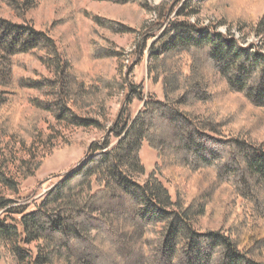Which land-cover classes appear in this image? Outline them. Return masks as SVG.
I'll return each mask as SVG.
<instances>
[{
	"label": "trees",
	"instance_id": "1",
	"mask_svg": "<svg viewBox=\"0 0 264 264\" xmlns=\"http://www.w3.org/2000/svg\"><path fill=\"white\" fill-rule=\"evenodd\" d=\"M211 1L185 2L177 19L151 45L149 80L162 86L163 99L145 94L142 85H131L128 107L108 130L107 141L91 147L90 159L63 177L41 202L23 205L0 197V260L11 264H264V141L245 129L231 128L236 116L225 117L217 105L222 96L234 94L264 111V54L187 20L197 16L200 3ZM96 23L117 33L122 30L109 20L96 19ZM158 25L164 28L163 22ZM93 44L94 58L118 55ZM27 54H36L48 64L55 79L20 86L51 89L53 101L44 104L45 110L58 121L85 128L95 124L81 119L77 111L97 91L94 86L84 88L58 42L32 25L0 16V132L14 124V59ZM133 99L143 104L135 114L130 110ZM111 136L117 143L110 147ZM144 144L156 151L160 163L142 182ZM3 166L0 163V188L19 193L17 182ZM179 173L188 179L202 176L209 184L190 202L179 190ZM162 179L175 187L176 199ZM221 191L229 193L233 205L240 203L242 215L228 228L201 230L197 221ZM33 243L37 246L31 249Z\"/></svg>",
	"mask_w": 264,
	"mask_h": 264
},
{
	"label": "rangeland",
	"instance_id": "2",
	"mask_svg": "<svg viewBox=\"0 0 264 264\" xmlns=\"http://www.w3.org/2000/svg\"><path fill=\"white\" fill-rule=\"evenodd\" d=\"M11 1L0 0V16L15 24L27 23L40 32L48 33L58 42L84 88L89 90L94 86L97 91V95L89 98L77 111L81 119L95 123L90 128L58 121L45 110V105L53 101L51 89L43 87L38 91L20 86L55 79L49 65L41 62L36 54L14 59L16 89L12 98L16 101V110L12 128L7 126L5 132H0V163H3L6 175L17 182L19 193L2 187L0 197L27 205L41 202L63 177L90 159L91 147L102 146L107 141L108 130L121 111L128 107V87L142 85L145 94L155 93L163 99L162 86L151 84L149 80L150 48L168 23L177 19L183 4L189 0H133L118 4L98 0H14L19 3L15 6ZM96 19L115 22L122 30L117 33L102 28ZM187 20L230 35L242 47L264 54V0L200 3L197 16ZM160 22L164 23L162 29L158 25ZM93 42L111 48L118 54L117 57L94 58L91 54ZM133 100L130 110L135 114L143 104ZM217 105L221 106L225 117L236 116V123L231 128L245 129L256 140L264 141L263 110L256 109L244 97L234 94L222 96ZM110 142V147L117 143L112 136ZM141 161L145 174L139 178L144 182L160 162L156 151L147 144L143 145ZM201 177L197 175L188 179L184 173L178 174L176 182L181 184L179 190L190 202L209 184ZM162 182L176 199L175 187L165 179ZM207 207L206 214L197 221L201 230L228 228L243 212L240 203L233 205L229 193L222 191ZM2 212L0 210V217ZM36 246L33 243L31 249ZM0 264L11 263L1 259Z\"/></svg>",
	"mask_w": 264,
	"mask_h": 264
}]
</instances>
